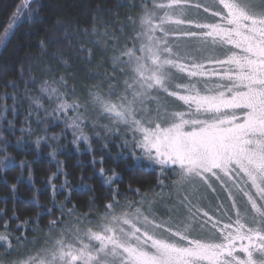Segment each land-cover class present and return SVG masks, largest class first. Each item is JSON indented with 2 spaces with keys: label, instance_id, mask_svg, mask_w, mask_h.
<instances>
[{
  "label": "snow or ice",
  "instance_id": "snow-or-ice-1",
  "mask_svg": "<svg viewBox=\"0 0 264 264\" xmlns=\"http://www.w3.org/2000/svg\"><path fill=\"white\" fill-rule=\"evenodd\" d=\"M121 9L127 12L118 23ZM43 11L41 0H17L0 28V44L24 21L42 24ZM96 11L110 18L94 15L81 30L87 41L76 49L83 58L78 62L86 64L88 79L97 81L82 96L63 75L37 81L30 66L27 73L21 66L17 79L0 71L3 87L12 90L0 99L13 101L11 108L0 106V121L8 125L0 128V184L8 190L0 202H18L27 171L26 183L33 186L29 203L41 207L31 165H17L7 154L9 146L40 150L70 134L75 151L83 148L93 156V174L80 177L78 190L67 178L56 187L55 179L66 176L59 167L48 178L52 204L36 219L19 221L13 230L4 219L7 209L0 210V264H264V0H123L114 9ZM62 24L57 19L48 32L52 39L40 40L42 51L70 39L54 35ZM87 45L99 51V61ZM93 67L97 71H90ZM20 84L25 86L20 96L30 104L24 126L16 129L6 114L19 115ZM37 84L33 95L28 89ZM42 124L63 125V131L31 140ZM16 131L24 139L11 145L3 133ZM93 141L103 153L99 160ZM113 148L128 172L171 174L163 209L140 189H128L140 197L136 200L120 192L122 177L103 167ZM56 154L49 155L55 160ZM17 167L21 175L9 184L6 173ZM94 178L107 189L105 202L100 206L93 198L81 213L72 196L92 193L85 180ZM157 182L163 188V180ZM218 187L229 203L217 196L220 202L209 208L204 201ZM58 195L64 196L61 204ZM43 215L50 217L46 229L27 227L38 225Z\"/></svg>",
  "mask_w": 264,
  "mask_h": 264
},
{
  "label": "trees",
  "instance_id": "trees-1",
  "mask_svg": "<svg viewBox=\"0 0 264 264\" xmlns=\"http://www.w3.org/2000/svg\"><path fill=\"white\" fill-rule=\"evenodd\" d=\"M16 2L17 0H0V28L7 23L12 6ZM41 2L44 5V11L41 13L43 23L33 27L30 26L29 22L24 21L16 28L15 35L5 43L0 51V71H7L9 73V75L5 77L6 79H17L20 67L23 66L27 73L30 66L31 75L37 81L48 75H63L69 80V86L75 85L77 91L82 92L81 86H85L88 83L89 72L84 70L86 67L85 63L78 62V60H82L83 58L76 49L81 44H86L87 41V38L82 35L81 30L90 26L91 19L94 15L99 14L104 20L110 18L109 15L103 11L97 13V9H114L115 4L117 2H123V0H41ZM125 12H127V9L120 10V19L118 23L124 22L123 17ZM57 19L63 21V24L61 30L55 32L54 35L57 38L63 39L65 34H67L70 39L66 43L54 45L42 51L39 47L40 40L52 39V36H49L48 32L53 30ZM125 35H127V33H125ZM93 38L98 39L96 37ZM87 47L93 48L92 45H87ZM57 49H59V51H57ZM93 52L95 53L93 59L99 61V51L93 48ZM54 54L58 57L63 56V60H53L52 56ZM49 67L54 69L55 73L47 72ZM90 71L95 72L97 69L93 67ZM6 91L11 93L12 90L10 88H4L2 81H0V96H3ZM28 91L33 95L38 94V84L34 87H30ZM23 92H25V86L24 84H20L16 93L20 104L23 105L17 108L19 115L14 117L10 112L6 114L7 120H15L16 129H20L24 126V120L29 111L30 101L26 97L20 96V93ZM5 103L9 108L13 106V101L10 98L6 101L0 99V106ZM48 106L46 102L45 107ZM7 127L8 125L6 123L0 121V128ZM31 127L37 129L36 123L33 122ZM45 127H47L46 133L44 131ZM62 131L63 128L61 126L48 127L42 124L36 131V135L32 136L30 139L35 140L36 136H43L45 134L48 136L59 135ZM3 135L11 145H14L18 139H24V137H21L19 131H16L14 136H9L7 132L3 133ZM71 140L72 136L68 134L58 142L50 141V146L42 144L40 150H36L34 145L23 151L16 147L9 146L7 154L15 159L17 165L21 161H26L31 165L34 188L39 189L42 193L38 196L40 208H36L29 203L33 198V191L31 190L33 186H29L26 183L28 173L24 171L23 177L25 182L20 183L18 186V202H9L7 204L0 202V210L7 209V215L4 219L10 221L11 229L14 230L19 221L29 218L36 219L38 214L44 213L47 207H51L52 193L47 188L46 182L53 173L57 172L58 167L66 174V176L59 175L58 178L55 179L54 183L58 189L67 178L70 185L78 190L80 188V177L82 175L86 178L92 176L93 167L90 161L93 159V156L84 153L83 148L80 152L75 151L70 143ZM57 145H59V149ZM93 148L97 149L95 158L99 160L103 153L99 151V144L95 141H93ZM53 150H57L55 160L49 155ZM116 154L117 150L113 148L112 155L106 157L103 167L109 175L112 171H115L122 177V182H118L117 185L122 194L129 195L130 199L136 200V197L137 199H140V197L129 194V187L132 189H140L141 195L147 196H152V191H158L161 188V185L157 182L158 177L161 179L159 172H152L150 169L135 172L134 174L128 172L125 164L116 159ZM2 155L3 153H0V156ZM96 168L98 170L99 165H96ZM19 175H21V169L19 167L8 171L6 173L8 183H16L15 177ZM0 176H4V174L0 173ZM85 183L93 188L94 191L92 193L77 191L72 196V204L76 205L77 210L81 213L88 211L89 202L93 200V198H95L97 205L102 206L107 195V189L101 186L99 179H86ZM6 196H8V190L0 184V197ZM63 202L64 196L58 195L56 197V203L61 204ZM69 207H71V205H69ZM14 215L19 217L18 221H12L11 218ZM56 215H59V213L57 212ZM49 219V216L43 215L38 225L29 224L27 227L29 229L37 227L39 229H46ZM2 223L3 221H0V224ZM15 234L21 235L20 232ZM28 239H32L31 231L28 232Z\"/></svg>",
  "mask_w": 264,
  "mask_h": 264
},
{
  "label": "rangeland",
  "instance_id": "rangeland-1",
  "mask_svg": "<svg viewBox=\"0 0 264 264\" xmlns=\"http://www.w3.org/2000/svg\"><path fill=\"white\" fill-rule=\"evenodd\" d=\"M4 45L5 44H0V51L3 48ZM96 82L97 81H90L88 79V83L85 86L84 85L81 86L82 90L85 89L86 87L90 86L91 84L96 83ZM69 87L71 89V87H73V86H69ZM77 93H78V95H81V96L84 94L83 91L82 92L77 91ZM60 126L63 128V125H60ZM86 131H88V134L91 135V130L90 129L86 130ZM156 172H159V171H156ZM167 176H161V179L163 180V188L161 187L158 191L157 190L156 191H152L153 195L152 196H148L150 198H154V206L158 205V206L161 207V209H163V207L169 203L167 197H168L169 192L171 191V180H172V177H171V174H169ZM217 192L222 194L221 200H223L225 205H227L229 202L226 199V193H224L219 187L217 188ZM217 192L216 193H210L209 196H208V199L204 201L205 205H207L209 208H212L213 205L218 203L216 197L214 196V194H218Z\"/></svg>",
  "mask_w": 264,
  "mask_h": 264
},
{
  "label": "flooded vegetation",
  "instance_id": "flooded-vegetation-1",
  "mask_svg": "<svg viewBox=\"0 0 264 264\" xmlns=\"http://www.w3.org/2000/svg\"><path fill=\"white\" fill-rule=\"evenodd\" d=\"M217 193H218V194H214V196H215V197L219 196V197H220V200H221L222 194H221V193H219V192H217ZM217 202L219 203L220 201H219V200H217Z\"/></svg>",
  "mask_w": 264,
  "mask_h": 264
},
{
  "label": "bare ground",
  "instance_id": "bare-ground-1",
  "mask_svg": "<svg viewBox=\"0 0 264 264\" xmlns=\"http://www.w3.org/2000/svg\"><path fill=\"white\" fill-rule=\"evenodd\" d=\"M90 48H91V47H90ZM45 77H46V76H45ZM45 77H44V78H45ZM167 177H168V176H167ZM213 197H214V196H213ZM214 198H215V197H214ZM135 199H137V197H136ZM168 202H169V201H168Z\"/></svg>",
  "mask_w": 264,
  "mask_h": 264
}]
</instances>
